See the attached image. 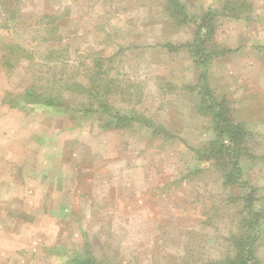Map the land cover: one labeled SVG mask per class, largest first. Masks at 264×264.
<instances>
[{
	"label": "rangeland",
	"instance_id": "1",
	"mask_svg": "<svg viewBox=\"0 0 264 264\" xmlns=\"http://www.w3.org/2000/svg\"><path fill=\"white\" fill-rule=\"evenodd\" d=\"M225 1L182 0L193 19ZM245 1L249 18H219L211 45L230 51L212 60L209 78L253 132L240 162L264 205V0ZM164 7L165 0H0V264H61L85 242L96 257L123 264H194L229 253L244 190L223 184L220 167L188 147L212 134L187 87L198 70L185 50L161 44L187 42L195 26ZM98 56L124 88L109 95L115 106L173 137L151 135L135 120L105 127L103 116L84 110L96 103L75 89L61 90L53 107L19 99L31 85L84 82ZM257 255L264 264V226Z\"/></svg>",
	"mask_w": 264,
	"mask_h": 264
},
{
	"label": "trees",
	"instance_id": "2",
	"mask_svg": "<svg viewBox=\"0 0 264 264\" xmlns=\"http://www.w3.org/2000/svg\"><path fill=\"white\" fill-rule=\"evenodd\" d=\"M165 11L167 15L176 21L192 22L195 26L193 36L184 43L173 44L162 43L169 52H178L183 49L187 52L190 60L198 70L196 83L187 86L195 94V108L201 116L207 118L211 127V137L204 145L189 147L194 156L204 162H210L217 169L220 167L223 184L227 186H238L244 190L242 196L243 217L236 222L234 230L228 232L227 241L229 253L217 259H210L194 264H262L257 255V244L262 234L264 224V205L257 203L256 187L243 178L241 158L250 155L248 145L253 132L247 127L243 120H237L227 105L226 99H219L211 85L209 78V66L212 60L220 54L229 52L230 49L211 45L219 18L230 15L241 18H249L250 4L245 0H226L222 8L208 9L200 17L191 18L182 0H165ZM109 58V57H108ZM102 57L93 59L88 70L94 69L92 74L86 75L84 82H64L51 80L49 87H38L31 85L24 89L19 99L24 104H41L44 106L61 105V90H76L86 93L89 100L96 103V107H86V112H97L104 118L105 127L125 128L132 121H139L151 130V135H163L173 137L174 135L162 124L155 123L152 119L136 114L133 109L124 111L115 106L112 96L115 91L125 92L124 88L116 87L115 82L108 77L109 70L102 69ZM123 89V90H122ZM110 99V100H109ZM10 102L16 104L18 101L12 99ZM61 264H123L96 257L91 251L90 245L84 243L79 249H73L65 253Z\"/></svg>",
	"mask_w": 264,
	"mask_h": 264
}]
</instances>
